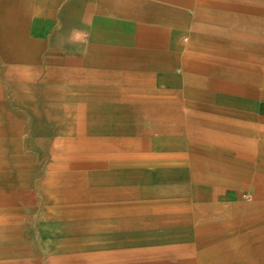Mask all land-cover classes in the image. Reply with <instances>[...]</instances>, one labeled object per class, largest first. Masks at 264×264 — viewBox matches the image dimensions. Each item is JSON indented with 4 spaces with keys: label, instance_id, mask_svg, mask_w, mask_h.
<instances>
[{
    "label": "rangeland",
    "instance_id": "374dc122",
    "mask_svg": "<svg viewBox=\"0 0 264 264\" xmlns=\"http://www.w3.org/2000/svg\"><path fill=\"white\" fill-rule=\"evenodd\" d=\"M102 1L128 0H92L94 14ZM131 1L180 45L136 51L127 30L98 28L103 62L65 70L19 46L0 61V264L156 262L167 240L150 234L196 231L218 187L241 190L264 249V0ZM117 51L141 68L112 66Z\"/></svg>",
    "mask_w": 264,
    "mask_h": 264
},
{
    "label": "crops",
    "instance_id": "0c3cea01",
    "mask_svg": "<svg viewBox=\"0 0 264 264\" xmlns=\"http://www.w3.org/2000/svg\"><path fill=\"white\" fill-rule=\"evenodd\" d=\"M92 3V0H0V61L6 63L16 59L13 58L14 46H19L20 49L15 50L21 51L18 54L22 61L34 57L38 62L54 64L65 70L91 66L99 60L103 62L104 57H98L103 54L97 48L95 32L98 28L103 33H108L109 29L127 30L128 40L136 51H172L180 45L184 33L180 28L167 24L141 26V22L149 23L147 17L150 21H162L163 16L154 10L141 13L136 3L128 0L122 9L114 6L119 10L110 12L108 1H102L107 11L94 14ZM117 52L115 57L109 56L108 59L114 67L119 68L127 62L137 68L142 63L139 57L133 59ZM232 95L238 98L236 92ZM158 109L162 111L166 107ZM260 112L264 113V105ZM242 195L237 188L213 189L211 198L197 200L196 231L192 227H172L151 233L152 238L167 241H156L152 248L155 252L149 253H159L157 259L160 260L149 264H264V249L260 251L261 244L252 238L254 227L250 203ZM191 236H196V251L193 242L183 241ZM173 238L177 241H172ZM186 254L188 256L181 260ZM65 255H60L63 263H71L72 257ZM72 261L75 262V258Z\"/></svg>",
    "mask_w": 264,
    "mask_h": 264
}]
</instances>
